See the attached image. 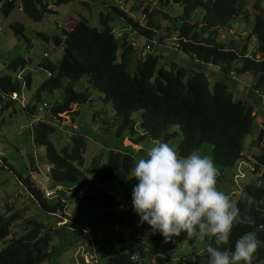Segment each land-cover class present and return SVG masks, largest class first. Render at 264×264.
<instances>
[{
  "label": "trees",
  "instance_id": "1",
  "mask_svg": "<svg viewBox=\"0 0 264 264\" xmlns=\"http://www.w3.org/2000/svg\"><path fill=\"white\" fill-rule=\"evenodd\" d=\"M71 1L54 0L53 5L60 6ZM167 1L182 5L186 18H190L198 11L203 13L200 22H184L180 29L177 27L174 33L170 32L172 35L179 33L177 49L201 64L221 66L227 74L249 73L258 77L256 90L264 86V9H260L258 14L254 15L248 40L243 44L239 40L233 47H228L227 44L217 40V35L227 32L232 27L230 23L239 17L248 0ZM0 2L5 16L19 5L22 12L33 22H39L45 12H54L52 8H48L52 6L51 0H0ZM154 8H156L154 12H149L151 20L146 23L145 9L139 11L142 12V17H136L133 11L109 6L105 12L99 14L101 28L91 27L85 18H80L73 28L68 31L62 30L61 39L55 40V44L62 46L63 49L60 63L57 66L50 62L41 65V68L48 72V78L37 88L34 94L35 100L40 101L42 94L46 92H61L63 80L69 82L64 88L63 99L48 110L47 119L38 121L34 125L35 141L46 148L48 173L51 180L59 183L57 185L72 184L76 186L75 192L78 193L88 186L87 175L96 173L100 168L99 159L96 158L91 167L87 168L86 173L82 171L85 164L84 154L88 146L85 136H74L72 146L64 148L62 152H58L52 143L57 125L73 124L79 107L89 99L88 93H77L73 87V83L84 77L88 79L93 89L102 94L103 102L112 106L115 113L113 126L117 129L118 135L122 136L126 132L135 134L132 116L142 112L141 126L145 137L169 143L177 136L176 132L169 133L172 127L182 132L183 139L176 150L182 157H187L193 151L197 152L203 145H210L212 160L221 169L233 168L243 160L245 139L258 126L257 116L253 114L254 107L247 101L236 99L225 83H216L211 91L209 77L204 72L189 73L177 64L159 67V57L149 52L155 45L153 39L157 33L155 29L158 27L155 23V15L161 16L164 13L160 8ZM116 17L123 20L132 32L151 39L150 43L143 46L141 52V56L145 58H140L133 66H131L132 55L137 42L130 40L129 34L122 31V36L118 35L119 33L112 26ZM10 29L16 35L24 33L20 23L11 24ZM252 43L254 49L251 47ZM253 51L255 52L251 55ZM24 68L25 61L20 58L8 66L12 71L21 69L23 72ZM30 85L29 73L21 78L18 75L15 78L9 75L0 76V110L19 101V98L12 100L10 96L17 94V97H21L22 89ZM40 107L36 105L33 108L23 107V109L35 115ZM98 115L99 120L105 124V119ZM263 133L262 131L258 136L256 144L261 143ZM132 142L136 146L139 145L138 142ZM253 159V173L258 175V182L244 186L243 193L247 195L248 201L243 197L237 201L242 217L247 220L233 229L230 242L223 246V249L233 251L240 237L245 233L254 232L262 243L254 256L253 264H264V145L260 146V151ZM1 162L0 160V170L8 166L5 160L4 163L2 162L3 165ZM134 165L131 156L112 151L106 166L99 171L98 179L121 185L132 182V179H135L131 176ZM137 183L136 180L134 186ZM22 184L47 215L56 217L57 227H71L68 225L70 223H65L54 215L58 211L64 212V203L59 201L49 205L41 182L34 179L31 172ZM95 197L102 201L107 210L115 211L119 208L122 210L121 213L107 218L108 224L129 229L128 232L120 227L119 234L125 232L126 236L131 238L135 232L139 234L140 229L150 228L146 222L141 223L132 202L124 203L100 191L87 192L77 199L76 205L83 207L85 204H91ZM20 214V212L10 215L0 213V245H2L0 264H43L54 253L51 250L54 247L57 230L48 228L36 220L23 218ZM18 220H23L25 233L11 237L12 228ZM88 227L91 230V227ZM137 237L138 235L135 240L139 242ZM157 237V242L165 239L160 232H157ZM94 239L92 240L94 248L99 259L105 261V264H152L151 261L139 256V261H133L131 258L137 256L136 254L129 255L123 250L117 252L115 245L107 239ZM168 242L170 250H177L187 242L190 246H194V242L185 233L179 237H172ZM207 243L208 246L215 247L214 238L209 239ZM201 256L203 264H209L210 256L207 248ZM156 264L172 263L162 260Z\"/></svg>",
  "mask_w": 264,
  "mask_h": 264
},
{
  "label": "rangeland",
  "instance_id": "2",
  "mask_svg": "<svg viewBox=\"0 0 264 264\" xmlns=\"http://www.w3.org/2000/svg\"><path fill=\"white\" fill-rule=\"evenodd\" d=\"M53 2L54 0L50 2L53 7H49L54 12H45L39 22L31 21L22 12L19 5H16L9 15L5 16L2 11V2H0V76L9 75L15 78L16 75L21 77L28 73L31 75V85L22 89V95L18 97L19 101H15L9 107L0 110V160L2 162L5 160L9 166L0 170V213L10 215L20 212V216L22 215L23 218L36 220L48 228L57 230L54 247L51 250L54 253L43 264H86L82 255L92 256L94 252L91 237L107 239L115 245L117 252L123 250L129 255L137 254L141 258L151 261L152 264L162 260L170 261L172 264H203L201 255L205 252L208 246L207 241L210 238L206 237L201 241L192 237L194 246H190V243L187 242L177 250H170L168 240L164 239L157 242V232H153L151 227L140 229L139 234L135 232L131 238H128L125 232L116 233L115 228L118 227L128 232L129 229L120 225H110L107 218L121 213L122 210L120 208L115 211L107 210L98 197H95L91 204H85L83 207L76 205L77 199L92 190L112 195L124 203H131L134 184L127 182L121 185L117 182L100 181L98 179L99 171L106 166L112 151L131 156L135 164L139 159L146 158L148 149L155 146L157 142H163L145 137L141 126L142 112H137L132 116L135 123V134L126 132L122 136L118 135L117 129L113 126L115 113L112 106L103 102L102 94L91 87L86 77L73 83V87L77 93H88V101L79 107L73 124L57 125V132L52 137V143L58 152H62L64 148L72 146L74 136H85L88 140V146L84 154L85 164L82 171L86 173L87 168L91 167L96 158L99 159L100 168L96 173L87 175L89 184L78 193L75 192L76 186L69 183H61V190H59L57 187L59 183L50 179L46 148L36 143L34 125L38 122L36 121L37 117L42 116L47 119L48 110L63 99L64 88L69 85V82L63 80L61 92H46L42 94L40 101L35 100L34 94L37 88L48 78V72L43 70L41 65L50 62L57 66L60 63L63 49L62 46L55 44V40L61 39L62 30H70L73 27V22L80 18H85L91 27L101 28L99 14L105 12L109 6L133 11L136 17H142V12L139 13V11L145 9L147 17L144 22L146 23V21L151 20L149 12H154L156 9L154 7L160 8L165 16L164 14L155 15L154 19L158 27L155 29L157 33L153 39L155 45H153V50L149 52L159 57V67H170L172 64H177L184 67L189 73L193 71L204 72L209 77L211 91H213L216 83H225L236 99L247 101L254 107L253 114L257 116L258 126L245 139L244 155L247 158L244 156L243 160L233 168L221 169L215 165L219 170L218 189L229 194L236 202L242 197L248 201L247 195L243 193L244 186L258 182V175L253 173V157L258 154L261 143L264 145V133L261 143L256 144L258 136L262 131L264 132V86L256 90L258 77L250 78L249 75L237 73L227 74L221 66L201 64L176 48L179 43V33L173 35L171 33H174L177 27L180 29L184 22H200L203 17L202 11L186 18L182 5L168 3L167 0H72L60 6H54ZM260 9H264V0H248L239 17L230 23L232 27L227 32L217 35V40L227 44L228 47H233L235 42L239 40L242 44L246 42L254 23V15L258 14ZM15 23H20L23 26V35L12 33L10 25ZM112 26L117 33L121 31L127 33L130 40L137 42V47L132 55L131 66L137 63L140 58H145L141 56V52L143 46L151 42L150 38L132 32L125 22L118 17L114 18ZM251 47L254 49L253 43ZM19 58L25 61L23 72L21 69L17 71L8 69V66ZM22 101L25 108H33L36 105L40 107L44 103H47L49 107L44 112L32 115L30 111L27 113L23 109L20 103ZM98 114L105 119V124L99 120ZM174 132L177 133V136L168 144L177 150L183 139V134L178 128L172 127L169 133ZM132 141L138 142L139 145H134ZM138 147L141 148L140 151L137 150ZM197 152L202 157H208L212 160V146L203 145ZM2 162L3 165L4 162ZM30 172L34 179L41 182L43 190L47 188L57 191L54 197L46 198L49 205L62 201L64 208L66 205L63 214L80 225L88 224L91 227V236L84 232H75L68 226L61 228L56 226V217L47 215L22 184ZM22 223L23 220L17 221L12 228L11 237H18L25 233ZM68 225L72 227L71 224ZM137 235L141 239L139 242L135 240ZM1 248L2 245H0ZM100 264H105V261L100 260Z\"/></svg>",
  "mask_w": 264,
  "mask_h": 264
},
{
  "label": "clouds",
  "instance_id": "3",
  "mask_svg": "<svg viewBox=\"0 0 264 264\" xmlns=\"http://www.w3.org/2000/svg\"><path fill=\"white\" fill-rule=\"evenodd\" d=\"M131 176L138 181L132 193L134 211L153 232L166 240L182 233L201 241L214 238L215 247H207L209 264H253L262 243L254 232L240 237L233 251L223 249L233 229L247 218L218 189L219 170L210 158L196 151L182 157L168 143L157 142L146 158L136 161Z\"/></svg>",
  "mask_w": 264,
  "mask_h": 264
},
{
  "label": "built area",
  "instance_id": "4",
  "mask_svg": "<svg viewBox=\"0 0 264 264\" xmlns=\"http://www.w3.org/2000/svg\"><path fill=\"white\" fill-rule=\"evenodd\" d=\"M48 8H50V7H48ZM118 35L122 36V32H120ZM149 47L150 46L148 45L147 48H149ZM10 97H11L12 100H17L18 99L17 94H12ZM263 99H264V97H263ZM20 103H21L22 107H25L23 101L20 102ZM48 107H49L48 104L44 103L43 106L39 108V112L46 111L48 109ZM41 120H44V118L42 116L37 117V119H36V121H41ZM137 150L140 151L141 148L138 147ZM46 179H48V177H46ZM59 190H61V187H59ZM56 192H57L56 190H51V189H47V188L44 189V195H45L46 198L54 197ZM65 208H66V205H65ZM54 215L57 216L58 218H61L65 223L71 222L70 224L72 225L73 230H75L77 232H84L85 234L90 236V228L88 227V225H80V224L74 223L73 220L68 219V217H66L65 214H63V212H60V211H58ZM115 232L116 233H120V227L115 228ZM91 239L93 240L94 238L91 237ZM137 240L140 241V237H137ZM82 258L86 262V264H100V259L98 257L96 248H94V252H93L92 256L83 255ZM131 259L133 261H139L140 260V258L138 256H132Z\"/></svg>",
  "mask_w": 264,
  "mask_h": 264
},
{
  "label": "crops",
  "instance_id": "5",
  "mask_svg": "<svg viewBox=\"0 0 264 264\" xmlns=\"http://www.w3.org/2000/svg\"><path fill=\"white\" fill-rule=\"evenodd\" d=\"M20 9H21V8H20ZM76 22H77V21L73 22V27H74V25L76 24ZM73 27H72V28H73ZM65 30H67V31H68V29H65ZM251 51H252V50H251ZM254 52H255V51H253L251 55H253V54H254ZM232 74H234V73H232ZM22 75H23V74H22ZM243 75H244V74H243ZM245 75H249V77H250V78H252V77H255L254 75H252V74H249V73H247V74H245ZM18 76H19V75H18ZM19 77H21V76H19ZM261 145H263V143H261ZM259 151H260V147H259V149H258V152H259ZM244 154H245V153H244ZM244 156H245V158H247V157H246V155H244ZM245 161H246V162H249V161H247V160H245ZM57 187L59 188V187H61V186H60V185H58ZM70 229H71V230H73V228H72V227H70ZM74 231H75V230H74ZM136 255H137V254H136ZM137 256H138V255H137Z\"/></svg>",
  "mask_w": 264,
  "mask_h": 264
},
{
  "label": "water",
  "instance_id": "6",
  "mask_svg": "<svg viewBox=\"0 0 264 264\" xmlns=\"http://www.w3.org/2000/svg\"><path fill=\"white\" fill-rule=\"evenodd\" d=\"M136 180L135 179H132V183L135 184Z\"/></svg>",
  "mask_w": 264,
  "mask_h": 264
},
{
  "label": "bare ground",
  "instance_id": "7",
  "mask_svg": "<svg viewBox=\"0 0 264 264\" xmlns=\"http://www.w3.org/2000/svg\"><path fill=\"white\" fill-rule=\"evenodd\" d=\"M45 117V116H44ZM91 236V235H90ZM99 241V240H98ZM96 243V242H95ZM96 245V244H95Z\"/></svg>",
  "mask_w": 264,
  "mask_h": 264
}]
</instances>
